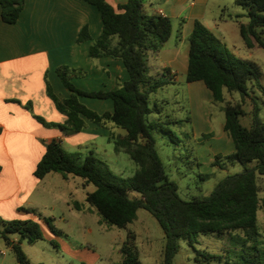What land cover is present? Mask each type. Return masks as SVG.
I'll return each mask as SVG.
<instances>
[{
    "label": "trees",
    "instance_id": "1",
    "mask_svg": "<svg viewBox=\"0 0 264 264\" xmlns=\"http://www.w3.org/2000/svg\"><path fill=\"white\" fill-rule=\"evenodd\" d=\"M101 12L102 32L95 38L88 25L80 30L78 42L92 39L89 56H112L122 60L129 78L111 90H86L76 85L75 77L86 73L83 68L62 64L57 67L64 85L71 95L60 98L47 82L48 93L59 111L67 116L64 123L49 122L43 116L35 117L49 126H59L65 133L79 132L88 120L110 131L116 152L126 151L137 164L131 176L116 173L110 165L91 150L83 160L63 146L60 137H53L36 165L34 174L44 178L50 172L64 176L75 175L83 179L84 186L95 185L87 192V202L96 209L101 220L125 228L138 218V211L145 208L158 220L164 230L163 258L159 264H176L181 242L190 245L200 235H227L231 246L226 253L198 250L197 264H213L226 258L227 264H264V240L258 220V211L264 208L260 196L259 174H264V120L261 105L252 95L256 88L264 92L263 72L253 60L242 58L225 46L220 37L200 20H196L189 37L190 50L186 80H202L212 91L216 101H226L224 129L234 142V150L218 152L213 166L222 169L241 164L242 169L224 176L208 195L185 199L178 182L167 171L157 147L155 130L168 134L175 143L176 134L167 129L160 119L150 120L153 112H163V106L151 104L150 97L167 81L159 80L149 72V53L159 51L170 39L172 19L161 13H149L143 0H127L115 7L109 0H85ZM243 4L244 15L249 18L241 23L240 31L246 44L264 47V0H236ZM26 0H0L1 16L5 22L16 23ZM165 68L163 76L168 75ZM239 92L240 100L227 99L230 93ZM112 99L113 109L100 112L80 97ZM246 98L253 100L249 112L244 107ZM27 108L33 111L32 103ZM251 115V125L242 123V117ZM177 122V119H169ZM114 128V129H113ZM122 128L125 132H117ZM1 133V129H0ZM200 165V163L198 162ZM210 173L199 172L200 179ZM131 191L136 192L131 195ZM34 210V209H33ZM52 231L59 233L53 218L38 213ZM237 231V232H235ZM17 234L15 239L12 235ZM0 236L16 256V264H32L22 247V240L33 243L43 238L40 223L31 218H0ZM136 232L129 230L121 247L123 259L118 264H143L140 260ZM42 264V263H39Z\"/></svg>",
    "mask_w": 264,
    "mask_h": 264
},
{
    "label": "crops",
    "instance_id": "2",
    "mask_svg": "<svg viewBox=\"0 0 264 264\" xmlns=\"http://www.w3.org/2000/svg\"><path fill=\"white\" fill-rule=\"evenodd\" d=\"M109 1L115 7L127 2ZM209 2L147 0L149 13H161L172 19L170 39L159 51L149 53L153 65L163 72L168 68L170 77L187 74L189 37L196 20L221 33L228 32L230 28L232 32L237 28L240 31L241 23H247L237 19L240 15L244 16L242 12L230 14L226 18L207 17L205 10ZM219 8H222L221 4ZM234 18L238 22L237 27L229 21ZM86 24L93 38L102 32L100 10L85 0H26L16 23L2 19L0 5V218H31L41 221L38 216L41 213L40 207H46L51 202L42 193V186L47 178L54 175L50 172L44 178H38L34 170L46 150V144L53 137H60L68 151L92 147L96 153L93 147L104 145L102 142L99 144L100 138L105 137L109 143L113 142L108 128L90 120L79 132L65 133L57 126L44 124L35 117L37 114L49 122L66 121L67 116L57 109L47 87L49 81L53 91L62 99L71 95L57 73V67L62 64L85 69L86 73L75 77L74 82L86 90L115 89L120 82L129 78L122 60L112 56H89L92 39L78 42L80 30ZM202 82L197 80L191 83L204 88L206 96L212 99V91L207 86L210 91L205 88ZM80 99L85 103L86 96ZM93 99L97 103L93 106L89 104L90 107L100 112L113 109L112 99ZM28 103H32L33 111L27 108ZM62 176L66 180L72 178L70 175ZM73 184L74 189L62 195L64 204L70 208L79 207L74 193L80 186H84L83 180L79 179H74ZM12 236L18 238L17 234Z\"/></svg>",
    "mask_w": 264,
    "mask_h": 264
},
{
    "label": "rangeland",
    "instance_id": "3",
    "mask_svg": "<svg viewBox=\"0 0 264 264\" xmlns=\"http://www.w3.org/2000/svg\"><path fill=\"white\" fill-rule=\"evenodd\" d=\"M143 1L147 11L150 12L147 0ZM219 4L222 8H219ZM245 11L244 5L237 3L236 0H210L205 10L209 18L213 16L226 18L230 14L236 15L238 12L245 13ZM237 19L243 22L249 20L245 15H240ZM229 21L237 27L236 18ZM228 30V32L224 31L225 33L214 32L237 56L253 60L260 66L264 83V47L258 44L249 47L238 28L235 32H232V28ZM173 39L174 36L172 41ZM262 39L264 40V28ZM148 57L150 74L159 80L167 81L150 97L152 105L156 102L159 106H163V112L161 115L153 112L149 115V119L162 120L165 128L174 131L177 140L175 143L168 134L155 130L154 135L160 155L168 173L178 182L180 193L185 199H191L196 195H208L224 176L242 169L241 164L225 169L212 165L216 153L226 154L234 149L233 139L223 128L225 122L223 106L226 101L210 99L206 96L204 88L188 82L184 74H179L176 78L169 75L163 76V71L153 65L152 56ZM203 85L207 88L205 84ZM252 95L261 105L260 116L264 120V92L256 88ZM240 97L239 92L227 95V99L233 102L239 101ZM85 100L87 105L93 106L97 103L93 101V98L86 97ZM253 105V100L246 98L245 109L250 112ZM169 119L178 121L169 122ZM242 123L251 125L250 113L242 117ZM58 128L63 132L61 127L58 126ZM116 130L125 132L122 128H116ZM100 142L104 145L93 147V149L110 165L112 170L124 177L134 174L137 164L126 151L116 152L114 143H109L105 137L100 138L99 144ZM91 148L80 147L77 151L68 152L83 160L92 150ZM200 171L210 175L202 180L199 177ZM53 175L47 178L42 186V193L47 199L50 198L51 202L46 207H40L39 212L44 216L54 217L53 223L59 229V233L52 231L49 224L41 220L39 223L43 238L33 243L22 240V247L32 264H118L123 259L121 247L127 239L129 230L138 233V238L136 233V241L143 264H159L162 261L165 244L164 230L150 211L145 208L139 209L138 218L125 228L107 224L101 220L96 209L86 201V192L93 190L94 184L80 186L75 190L74 198L80 205L70 208L64 204L62 195L65 196L68 190L74 189V179L76 181L83 179L70 175L72 178L66 180L61 172H53ZM258 183L260 196H264V174H259ZM130 193L136 194L134 191ZM258 220L264 240V208L259 209ZM227 240V235L208 234L200 235L193 245L182 241L180 251L175 258L176 264H197L195 256L198 250L224 254L227 252L226 248L228 250L233 247L230 244L231 241ZM212 263L227 264L226 258L221 262L213 259ZM0 264H16L14 252L2 237L0 238Z\"/></svg>",
    "mask_w": 264,
    "mask_h": 264
}]
</instances>
